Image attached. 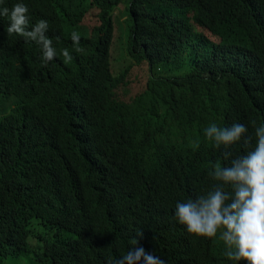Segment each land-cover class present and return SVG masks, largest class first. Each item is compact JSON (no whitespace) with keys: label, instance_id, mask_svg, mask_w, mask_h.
Segmentation results:
<instances>
[{"label":"trees","instance_id":"1","mask_svg":"<svg viewBox=\"0 0 264 264\" xmlns=\"http://www.w3.org/2000/svg\"><path fill=\"white\" fill-rule=\"evenodd\" d=\"M18 2L30 25L48 22L56 57L45 64L41 46L6 36L0 17V61H10L0 80L13 106L0 117V262L109 264L138 242L165 264H247L226 256L220 231L189 233L175 207L220 183L209 175L215 163H230L206 136L211 124H244L256 145L264 0H0V8ZM124 4L120 50L133 63L121 66L114 14ZM230 150L247 151L242 141Z\"/></svg>","mask_w":264,"mask_h":264},{"label":"clouds","instance_id":"2","mask_svg":"<svg viewBox=\"0 0 264 264\" xmlns=\"http://www.w3.org/2000/svg\"><path fill=\"white\" fill-rule=\"evenodd\" d=\"M28 13V7L22 2L15 3L11 9L0 8V17L9 20L5 35L17 34L25 43L40 45L42 60L47 64L56 57V49L47 35L49 24L41 19L30 25ZM71 38L74 44L80 43L78 33L73 32ZM77 51L82 49L77 48ZM63 56L66 60L72 59L67 49L63 50ZM8 64V59L0 61V66ZM11 96L7 79L0 80V117L11 113L13 106L8 104L12 101ZM205 132L209 139L214 140L216 147L223 146V159L230 163L227 166L215 163L209 175L220 183L195 199L178 201L175 217L189 233L198 236L215 237L220 231L229 259L264 264V125L255 129L254 148H251L252 136L247 135L248 128L241 123H234L231 127H218L213 123ZM241 141L246 153L233 156L231 147ZM143 235L141 231L136 237L143 238ZM142 261L143 264H165L159 256L138 246V242L125 255L114 262L110 260L109 264H141Z\"/></svg>","mask_w":264,"mask_h":264},{"label":"rangeland","instance_id":"3","mask_svg":"<svg viewBox=\"0 0 264 264\" xmlns=\"http://www.w3.org/2000/svg\"><path fill=\"white\" fill-rule=\"evenodd\" d=\"M126 4L120 6L116 11H115V19L117 20V22L119 21L118 23V34H117V41L118 43L116 44V54H120L121 53V57L122 56H125V57H122V61H120V64L121 66L122 65H128L130 63H133V60L130 56H128L127 54L123 55L122 54V50H120V47H121V44H120V41L122 40V33L120 31V26L121 25H125V22L128 18L127 16V10H126ZM119 48V50H118ZM26 263V259L25 258H8L6 259L5 261L3 262H0V264H25Z\"/></svg>","mask_w":264,"mask_h":264}]
</instances>
